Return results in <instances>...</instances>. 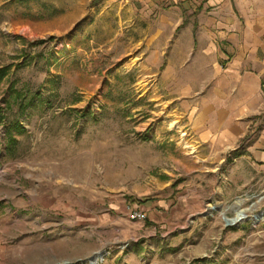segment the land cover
I'll list each match as a JSON object with an SVG mask.
<instances>
[{"label": "rangeland", "instance_id": "1", "mask_svg": "<svg viewBox=\"0 0 264 264\" xmlns=\"http://www.w3.org/2000/svg\"><path fill=\"white\" fill-rule=\"evenodd\" d=\"M151 9L174 19L150 0H0V264H264V193L154 221L142 207L188 195L173 168L195 150L168 100L144 95Z\"/></svg>", "mask_w": 264, "mask_h": 264}, {"label": "crops", "instance_id": "2", "mask_svg": "<svg viewBox=\"0 0 264 264\" xmlns=\"http://www.w3.org/2000/svg\"><path fill=\"white\" fill-rule=\"evenodd\" d=\"M150 4L169 6L174 19L168 23L165 9H151L157 27L143 40L136 39L143 43V54L135 58L148 68L146 81L152 83L144 95L160 106L168 100L169 114L185 121L178 140L195 150L182 154L181 165L172 167L188 195L175 200L168 193L142 206L149 220L160 219L161 211L166 215L171 207L204 206L206 197L209 204L226 206L232 194L245 195L250 189L264 193V0H150ZM140 28L136 24L134 33ZM257 128L258 138L244 146L241 155L230 157L240 140ZM4 210L8 219L19 218L11 208ZM6 238L10 236L1 232L0 247Z\"/></svg>", "mask_w": 264, "mask_h": 264}, {"label": "trees", "instance_id": "3", "mask_svg": "<svg viewBox=\"0 0 264 264\" xmlns=\"http://www.w3.org/2000/svg\"><path fill=\"white\" fill-rule=\"evenodd\" d=\"M16 1H19L22 3V2H25L26 0H16ZM10 70H11V66L0 68V84H2L4 81L8 79ZM4 120L5 119H3L2 116H0V122H4ZM10 133H12V131Z\"/></svg>", "mask_w": 264, "mask_h": 264}, {"label": "built area", "instance_id": "4", "mask_svg": "<svg viewBox=\"0 0 264 264\" xmlns=\"http://www.w3.org/2000/svg\"><path fill=\"white\" fill-rule=\"evenodd\" d=\"M130 217H131L132 220H135L137 222H141V221H144L146 219L145 214L142 213V212L134 213Z\"/></svg>", "mask_w": 264, "mask_h": 264}, {"label": "bare ground", "instance_id": "5", "mask_svg": "<svg viewBox=\"0 0 264 264\" xmlns=\"http://www.w3.org/2000/svg\"><path fill=\"white\" fill-rule=\"evenodd\" d=\"M246 218V215H245V213L243 212V211H240L239 213H238V215H237V218L234 220V221H243L244 219ZM95 261L93 260V263H94Z\"/></svg>", "mask_w": 264, "mask_h": 264}, {"label": "water", "instance_id": "6", "mask_svg": "<svg viewBox=\"0 0 264 264\" xmlns=\"http://www.w3.org/2000/svg\"><path fill=\"white\" fill-rule=\"evenodd\" d=\"M226 222H228V223H229V225H230V221H229V220H226Z\"/></svg>", "mask_w": 264, "mask_h": 264}]
</instances>
